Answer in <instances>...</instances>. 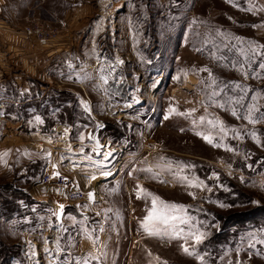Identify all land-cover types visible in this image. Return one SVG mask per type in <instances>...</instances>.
<instances>
[{
    "label": "rangeland",
    "instance_id": "rangeland-1",
    "mask_svg": "<svg viewBox=\"0 0 264 264\" xmlns=\"http://www.w3.org/2000/svg\"><path fill=\"white\" fill-rule=\"evenodd\" d=\"M0 20V101L12 74L33 101L0 148V264H264V57L251 51L264 45V0H0ZM35 24L55 32L47 45L24 36ZM138 185L185 206L207 233L203 261L185 239L144 231L152 197ZM33 188L66 200L60 220Z\"/></svg>",
    "mask_w": 264,
    "mask_h": 264
},
{
    "label": "snow or ice",
    "instance_id": "snow-or-ice-1",
    "mask_svg": "<svg viewBox=\"0 0 264 264\" xmlns=\"http://www.w3.org/2000/svg\"><path fill=\"white\" fill-rule=\"evenodd\" d=\"M249 10H251V9H249ZM251 51H252V55H254V56L255 55H261L262 57H264V45H256L255 47L252 48ZM117 63H123V61H117ZM259 68L264 69V63H260ZM203 70L207 71V69H203ZM85 78H87V77L85 76ZM103 79H104L105 83H107V77H104ZM213 83H215V81H213ZM236 87L240 88L241 85L236 84ZM253 99H255V97H253ZM237 103H239V101H237ZM128 106L130 107V105H128ZM84 107H85V109H88L87 103H84ZM174 111H175L174 108H170L169 109V115H171L172 112H174ZM252 111H253V108H249L248 115L244 118L255 123V120L252 117ZM233 115H236L235 111H233ZM167 118H168V116H165V119H167ZM35 119L40 123L43 122L39 116H37ZM203 120H204V117H201L202 122H203ZM208 123L212 124L213 127L217 126L212 121H208ZM218 123L220 126V133H226L227 129L224 127L223 122L220 121ZM65 131H67V129ZM197 135H203V134L198 132ZM79 138L81 141H84L85 136L83 134H81ZM253 138L257 140V143L260 142L259 139L255 136V133H253ZM88 139L96 141L95 147L92 149V151L95 152L97 155H99L100 154L99 149L101 148V145L99 144V141L97 140V138L95 136H93L91 133H89ZM203 139L206 140L210 144L213 143V137L210 135H203ZM214 146L224 147L223 144H215ZM228 150H231V149L229 148ZM69 151H71V149H69ZM80 151H81V153H83L84 148L81 147ZM5 155H6V153H5ZM48 155L51 156V153H49ZM112 156H113V153L111 151H109V152L103 154V160L106 162H110L109 157H112ZM61 159H63V157ZM84 159L91 161L92 156L91 155H85ZM93 164L95 167L100 168L102 170L101 175H103L105 177L112 175L111 170L107 169L106 163H97V162L93 161ZM53 167L55 168L56 165H53ZM148 171H151V169H148ZM213 175L216 176L217 174L214 173ZM53 176L59 177L60 173L54 172ZM63 179L67 180V177H64ZM90 179L95 180L96 176L93 175V176H91ZM184 179L187 180L188 178L184 177ZM189 183H190V185L195 186V187H201L202 186V182L192 184V182L189 181ZM77 187H78V185H77ZM209 190H211V189H209ZM141 193L152 197V201H151L152 207H151V209H149L147 216H145L144 220L141 222V226L144 229V231L148 235H153V236L161 235V233L163 231L164 234L170 235L174 238L185 239V245H182V250L188 255H194L197 260L203 261L204 257L199 255L196 252L195 245L201 244L204 241V239L206 238L207 233L204 231H201L199 228H196L193 224L190 223V221L194 220V218L187 215L185 206L174 204V203H167V202L163 201L160 197L154 196L152 193L147 192V190L143 189L142 186L138 185V193H137L138 196ZM88 198L90 201H94L95 194L92 192H89ZM254 203H256V202H254ZM221 206L224 207L226 205H221ZM78 207L87 208L88 205H83V206H78ZM64 208H65V205L60 204L59 205V211L52 213L53 216H55L57 218V220H60L62 218V216L64 214ZM97 215H99V213H97ZM69 218L72 219L74 223H76V218L74 216L69 217ZM85 219H87V217H85ZM179 224L189 225L190 230L186 233L183 231V229L177 230V226ZM61 227H63L62 224H61ZM169 229L171 231H169ZM64 230L67 231V229H64ZM189 239L194 242L191 247L187 246V241ZM258 242L261 244H264V240H259ZM250 246L255 247V244L253 243ZM59 250H60L59 244H57V251H59ZM45 251L47 252L49 250L45 249ZM84 264H88L87 260L84 261Z\"/></svg>",
    "mask_w": 264,
    "mask_h": 264
},
{
    "label": "crops",
    "instance_id": "crops-1",
    "mask_svg": "<svg viewBox=\"0 0 264 264\" xmlns=\"http://www.w3.org/2000/svg\"><path fill=\"white\" fill-rule=\"evenodd\" d=\"M6 22L4 21V20H0V28H2V27H6V26H4V25H1V24H5ZM10 31L9 29H4L3 31ZM11 34H12V32H11ZM16 36H14V38H15ZM20 39V38H19ZM3 41H6V39H3ZM15 41V40H14ZM15 44V43H14ZM16 45V44H15ZM14 45V49H19V48H21L20 47V45L18 46L17 45V47ZM17 50H15V52H16ZM3 72L5 73V71L3 70ZM2 71L0 72V74L1 73H3ZM14 77H13V81L14 82H12L10 85H11V89H8L9 90V92L7 93V92H5V93H2V94H4L3 95V99H1V101H0V108H2V109H4L5 108V106H10V104L11 105H14L15 107L17 106V107H19V106H21L23 103H25V102H27L28 100H25V99H22V86H21V84H20V79L19 78H16V76L18 77V74L16 75V74H12ZM6 79L7 78H3V81L2 82H0V86H2V87H5V85L6 84H1V83H3V82H6ZM2 80V79H1ZM24 100V101H23ZM1 118L4 120V123H5V126L3 127V129H2V132H1V134H2V137L1 138H3V140H0V148H6V147H9L8 146V141L9 140H7V139H9V137L8 136H6L5 135V133L4 132H6L7 130V128L8 129H14L13 127H15V129L17 130V132L19 133L20 131H19V128H20V126L18 127V125H20V120L21 119H15V117L13 116V119H11V118H8V117H6L5 116V114L4 115H2L1 116ZM10 124L11 125V127L10 126H8L7 124ZM5 128V129H4ZM13 137H17V135H12ZM71 175V174H70ZM60 176H62V179H63V175H60ZM59 176V177H60ZM29 193L31 194V195H33L35 198H37V199H41V198H43L44 196L43 195H40V193H38L36 190H35V188H33V189H31L30 191H29Z\"/></svg>",
    "mask_w": 264,
    "mask_h": 264
},
{
    "label": "built area",
    "instance_id": "built-area-1",
    "mask_svg": "<svg viewBox=\"0 0 264 264\" xmlns=\"http://www.w3.org/2000/svg\"><path fill=\"white\" fill-rule=\"evenodd\" d=\"M22 32L25 37L33 38L36 43L40 46L47 45L50 40L55 37L54 31H47L44 30L40 25H25L22 29ZM50 180V175L48 173H45L41 176V182L47 183ZM60 181H62V178H59ZM81 196V194H80ZM79 196V197H80ZM75 199L78 198L77 196L74 197Z\"/></svg>",
    "mask_w": 264,
    "mask_h": 264
},
{
    "label": "bare ground",
    "instance_id": "bare-ground-1",
    "mask_svg": "<svg viewBox=\"0 0 264 264\" xmlns=\"http://www.w3.org/2000/svg\"><path fill=\"white\" fill-rule=\"evenodd\" d=\"M42 143V142H41ZM41 143H36V142H34L32 145H39V144H41ZM89 192H92V193H94L95 194V190L94 189H90L89 190ZM57 196V194H55V192H53V193H51L50 195H48L47 197L46 196H44L43 198H41L40 200H45V201H47V202H49V203H51V204H53L54 206H56L57 208H59V205L60 204H65V199H62V201H59V199L56 197ZM65 196V195H64ZM63 196V197H64Z\"/></svg>",
    "mask_w": 264,
    "mask_h": 264
},
{
    "label": "trees",
    "instance_id": "trees-1",
    "mask_svg": "<svg viewBox=\"0 0 264 264\" xmlns=\"http://www.w3.org/2000/svg\"><path fill=\"white\" fill-rule=\"evenodd\" d=\"M33 98H35V97H33ZM25 100H26V99H25ZM23 101H24V100H23ZM31 102H33V101L31 100V101H29V102H25V103L22 104V106H27L28 104H31ZM10 106L14 109L13 113H14V117H15V119H21L20 114H19V115L17 114V116H16V108H21V106H19V107H15L14 105H11V104H10ZM6 108H7V106H5V108H4L3 110H5ZM5 111H6V112H5V116H6V115L9 114V113H8L7 109H6ZM68 118H69V120L72 121V122L75 121V116L71 115V113H70V115L68 116ZM9 204H10V202H7V205H9ZM6 258H8V256L6 257V255H5V259H6Z\"/></svg>",
    "mask_w": 264,
    "mask_h": 264
}]
</instances>
